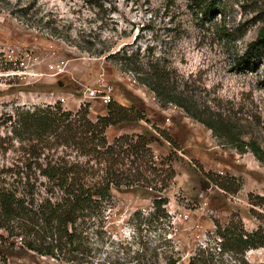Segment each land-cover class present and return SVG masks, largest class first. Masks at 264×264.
<instances>
[{
    "label": "rangeland",
    "instance_id": "1",
    "mask_svg": "<svg viewBox=\"0 0 264 264\" xmlns=\"http://www.w3.org/2000/svg\"><path fill=\"white\" fill-rule=\"evenodd\" d=\"M99 2L102 8L87 0H0V170L23 158L8 122L16 107L59 100L77 110L88 102L90 117L96 118L107 106L104 95L119 102L129 96L149 121L110 126L107 136L110 141L121 133L157 136L151 145L163 156L172 146L153 125L177 140L176 176L162 194L168 215L151 214L157 192L114 187L104 239L95 238L93 264H131L136 258L164 263L169 257L187 263L205 248L215 253V263H233L231 253L220 254L217 223L224 227L231 219L241 220L249 231L264 226V163L249 149L240 152L223 144L181 106L161 105L134 73L89 50L106 44L113 52L125 46L139 50L142 58H159L171 71L176 94L193 112L203 118L222 116L235 133L256 139L264 149V51L256 63L236 64L264 26V0H223L224 14L206 17L191 7V0ZM221 26L236 29V39L226 41ZM91 90L99 98H92ZM208 171L234 175L242 186L235 193L224 190L204 174ZM2 256L9 264H72L22 247L18 238L0 239V262ZM245 256L264 262V246Z\"/></svg>",
    "mask_w": 264,
    "mask_h": 264
},
{
    "label": "trees",
    "instance_id": "2",
    "mask_svg": "<svg viewBox=\"0 0 264 264\" xmlns=\"http://www.w3.org/2000/svg\"><path fill=\"white\" fill-rule=\"evenodd\" d=\"M87 1L103 7L99 0ZM222 2L191 0L190 5L206 17L216 12L224 14ZM219 31L226 41L236 39V29L221 26ZM66 37L71 41L69 35ZM110 47L104 44L94 51L88 50L96 56L104 55L123 71L134 73L137 81L155 92L161 105L172 102L181 106L212 129L223 144L240 152L249 149L264 163V149L256 139L246 140L235 133L222 116L203 118L193 112L182 96L176 94V88L171 86V71L159 58H142L139 50L125 46L112 52ZM263 51L264 26L256 39L236 57V64L256 63ZM89 107L85 102L77 110L66 109L58 100L31 108L16 107L8 115L11 133L21 143L23 158L18 159L19 163L8 165V169L0 170V239L18 238L22 247L59 261L93 264L96 240L104 239L114 187L139 186L157 192L151 214L158 218L168 215L164 206L167 199L162 194L176 176L173 161L179 149L177 140L167 129L153 125L159 136L172 146L165 156L156 155L152 148V142L159 140L157 136L121 133L110 141L107 136L110 126L149 121L145 110L112 98L105 114L91 118ZM204 174L232 193L242 186L234 175L223 176L212 171ZM216 234L220 238L217 241L220 254L231 253L234 260L223 264H264L250 262L245 256L247 250L264 246L263 225L249 231L241 220L231 219L224 227L217 223ZM207 251L199 249L187 263L169 257L164 263L136 258L131 264H222L215 263V253ZM0 264H9L5 256L1 257Z\"/></svg>",
    "mask_w": 264,
    "mask_h": 264
},
{
    "label": "crops",
    "instance_id": "3",
    "mask_svg": "<svg viewBox=\"0 0 264 264\" xmlns=\"http://www.w3.org/2000/svg\"><path fill=\"white\" fill-rule=\"evenodd\" d=\"M125 101H120V103L124 104V105H132L133 104V100L131 99V97L129 96H124ZM102 114L106 113V108L104 110H102L101 112Z\"/></svg>",
    "mask_w": 264,
    "mask_h": 264
},
{
    "label": "built area",
    "instance_id": "4",
    "mask_svg": "<svg viewBox=\"0 0 264 264\" xmlns=\"http://www.w3.org/2000/svg\"><path fill=\"white\" fill-rule=\"evenodd\" d=\"M90 94H91L93 97H96V96H97V92H96L95 90H91ZM93 97H92V98H93ZM97 97H99V96H97ZM62 100H63V99H62ZM103 101H104L105 103H108V102L110 101V97H109L108 95H104V96H103Z\"/></svg>",
    "mask_w": 264,
    "mask_h": 264
},
{
    "label": "bare ground",
    "instance_id": "5",
    "mask_svg": "<svg viewBox=\"0 0 264 264\" xmlns=\"http://www.w3.org/2000/svg\"><path fill=\"white\" fill-rule=\"evenodd\" d=\"M93 98H99V97L96 96V97H93Z\"/></svg>",
    "mask_w": 264,
    "mask_h": 264
}]
</instances>
